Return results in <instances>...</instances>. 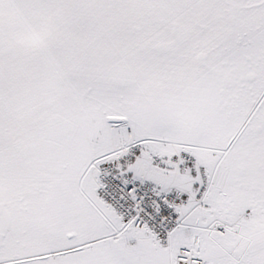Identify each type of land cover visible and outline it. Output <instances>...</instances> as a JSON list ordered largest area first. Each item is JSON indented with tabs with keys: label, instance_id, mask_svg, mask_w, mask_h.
Returning <instances> with one entry per match:
<instances>
[{
	"label": "snow or ice",
	"instance_id": "6c2138e0",
	"mask_svg": "<svg viewBox=\"0 0 264 264\" xmlns=\"http://www.w3.org/2000/svg\"><path fill=\"white\" fill-rule=\"evenodd\" d=\"M0 264H264V0H0Z\"/></svg>",
	"mask_w": 264,
	"mask_h": 264
}]
</instances>
